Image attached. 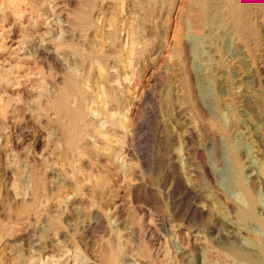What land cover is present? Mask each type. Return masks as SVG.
I'll return each instance as SVG.
<instances>
[{
	"label": "rangeland",
	"instance_id": "obj_1",
	"mask_svg": "<svg viewBox=\"0 0 264 264\" xmlns=\"http://www.w3.org/2000/svg\"><path fill=\"white\" fill-rule=\"evenodd\" d=\"M0 3V264L63 240L96 264L109 238L131 264H191L177 226L264 241V0ZM67 78L88 95L77 134ZM249 189L260 225L217 201Z\"/></svg>",
	"mask_w": 264,
	"mask_h": 264
},
{
	"label": "bare ground",
	"instance_id": "obj_2",
	"mask_svg": "<svg viewBox=\"0 0 264 264\" xmlns=\"http://www.w3.org/2000/svg\"><path fill=\"white\" fill-rule=\"evenodd\" d=\"M0 5H1V3H0ZM178 9H179V7H178ZM195 19H196L195 24H196V26H198L199 25V16L197 15L195 17ZM173 27H175V26H173ZM43 44H42V46H43ZM139 46H141V45H139ZM35 51H37L38 53H40V55L43 54V53L41 54L42 51H40V50H35ZM33 52H34V50H33ZM86 80H88V76L86 77ZM67 81H68V85H69L70 91L73 92L76 95V97L78 98L77 99V104H76V106L74 108H72V107L68 106L64 102V99L62 98V96H59L58 99H56L57 100L56 101V105H57L58 112L61 113V115L65 116V118L67 119V123L69 125V129H70L71 134H77L78 133V130L77 129L79 127V122L82 119V113L80 111V107L82 105L81 103H83V100H85V98H87L88 95H87L86 91L84 90V88L82 87V84L83 83L81 81L76 80V79H73V78H67ZM104 95H106V93ZM73 102H75V101H73ZM95 103H96V101H95ZM73 104H75V103H73ZM127 107H129V106H127ZM137 107H138V105H137ZM135 110H137V109H135ZM101 112L104 113L105 111H102V109H101ZM148 120H149V118H148ZM105 121L107 123V120H105ZM104 123L105 122H101V123L99 122L100 126H102ZM120 124H123V127H124V123L123 122L120 123ZM83 132L84 131H82V133ZM98 132L101 135V131H98ZM101 137L102 136H100V138ZM103 138H104V136H103ZM105 138H107V136ZM107 140H108V138H107ZM94 143H95V141H94ZM254 158H252V159L254 160ZM235 162H236V166L238 167L240 165V161H239V158L237 157V155H235ZM252 163H254V162H252ZM256 168H259V172H262L264 170V169H262V166L261 165L258 166V167H256ZM257 174H259V173H257ZM197 194H198V192H197ZM197 194H195V196ZM217 201H218V203L219 202L221 203V201H222V203L226 204V208H228L229 211L232 210L236 206L235 208L238 209L236 212H237V215L239 216V219H240L241 222H246V221H248L250 219V220L256 221L259 225L262 223L261 218L258 215H255L254 214V210L256 209L257 204L255 202V197H254V195H253V193H252V191L250 189L249 190H244V199L237 201V203L235 205H230L227 200H220V198H218ZM217 201L215 203H217ZM57 223L58 222L50 223L48 226H45L47 228L44 229L43 231H46V232L47 231L55 232L57 230V225H56ZM218 224H220V223H218ZM220 228H218V229L215 230V234L212 237L209 236V237H205V238H201L198 235V231L197 230H192V229H188V228L182 229V228H179L177 226L176 230L173 228L174 231H172V229H171V231L176 234V236L179 239L181 245L184 247L185 253L188 252V251H192L194 253L195 261L193 263H191V264H201L200 263V260H202V263H206V264H264V241L261 242V241L255 240L253 242L252 246H248V245H245L244 246V245H242L237 240V237L233 233L235 231H233V229H232L233 227L232 226L228 225V223H225L224 226H223V228L222 229H220ZM194 232H197V234L194 233ZM140 234H142V233H140ZM150 235H152V234H150ZM144 236L145 235H143V237ZM63 241H64V245H61V246H56V245H53L52 243H47V242H45V243H43L41 245H38L36 251H37V253H39L38 256H39V261L42 262L41 264H43V261L45 260L44 259V256H46L48 258L47 264H72L73 259L67 254L68 253L67 252L68 251V248L67 247L69 246L68 245L69 242H67V240H66L67 244H65L66 243L65 240H63ZM130 245H132V244H130ZM130 245H128V247H126V250H125L124 248L119 247L118 244L115 245L113 243V241L111 240V238H109L108 241L106 243H104V245H103L104 248L107 250V253H103L100 256L98 255V257H97L98 258V262L97 263H96V259L94 257L95 254H94V256L92 255L89 258L91 260H93L94 263H96V264H131L128 261L131 258H133V255L130 253L132 251V248H131ZM158 245H160V243H158ZM127 248H130V249L128 250ZM134 251H135V249H134Z\"/></svg>",
	"mask_w": 264,
	"mask_h": 264
}]
</instances>
